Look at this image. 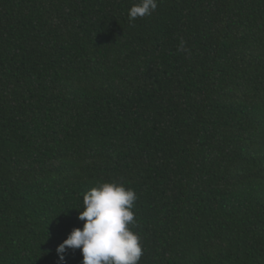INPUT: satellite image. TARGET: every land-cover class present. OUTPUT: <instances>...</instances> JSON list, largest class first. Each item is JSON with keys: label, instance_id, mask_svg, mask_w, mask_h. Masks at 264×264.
I'll list each match as a JSON object with an SVG mask.
<instances>
[{"label": "trees", "instance_id": "obj_1", "mask_svg": "<svg viewBox=\"0 0 264 264\" xmlns=\"http://www.w3.org/2000/svg\"><path fill=\"white\" fill-rule=\"evenodd\" d=\"M134 2L0 0V264H82L111 180L138 264H264V0Z\"/></svg>", "mask_w": 264, "mask_h": 264}, {"label": "clouds", "instance_id": "obj_2", "mask_svg": "<svg viewBox=\"0 0 264 264\" xmlns=\"http://www.w3.org/2000/svg\"><path fill=\"white\" fill-rule=\"evenodd\" d=\"M157 0H136L128 9L129 21L150 16ZM181 38L177 50L187 51ZM137 195L134 189L116 180L97 181L83 193L79 211L82 227H74L56 251L61 261L67 249H80L82 264H138L143 251L141 237L133 231V212Z\"/></svg>", "mask_w": 264, "mask_h": 264}]
</instances>
